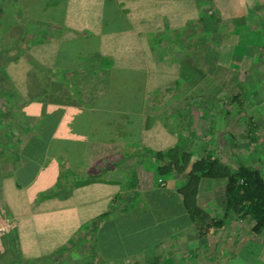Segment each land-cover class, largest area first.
<instances>
[{"label": "crops", "instance_id": "crops-1", "mask_svg": "<svg viewBox=\"0 0 264 264\" xmlns=\"http://www.w3.org/2000/svg\"><path fill=\"white\" fill-rule=\"evenodd\" d=\"M32 8L28 0H0V37H11L8 28L17 26L14 37L25 43L17 49L32 59L15 51L4 69L10 81L0 98V216L9 220L0 233V264H88L95 223L94 264L220 262L250 218L226 208L225 181L200 178L197 201L221 221L207 228L203 235L212 237L201 245L203 235L174 193L184 177H157L154 155L172 145L201 153L199 144L221 138L217 144L229 153L243 152L241 131L231 133L233 120L247 130L253 115L264 130L262 110L232 99L234 84L246 85L241 74L255 69L253 54L264 42L258 14L264 0H61V12L48 16ZM60 41L67 53L53 68ZM46 85L65 90L67 98L42 97ZM253 134L250 162L247 156L242 162L264 175L254 162L264 151V133ZM217 183L222 193L215 195L210 186ZM157 186L169 191L176 210L145 211L132 202L139 193L150 206ZM77 234L79 243L67 250ZM76 246L84 251L81 263Z\"/></svg>", "mask_w": 264, "mask_h": 264}, {"label": "trees", "instance_id": "trees-1", "mask_svg": "<svg viewBox=\"0 0 264 264\" xmlns=\"http://www.w3.org/2000/svg\"><path fill=\"white\" fill-rule=\"evenodd\" d=\"M63 2H67V0H63ZM62 94L64 95H61V98H67L65 90ZM154 158L157 177L163 178L169 174L184 177L183 182L174 188V193L179 197L181 208L194 224L199 235H203L207 228L221 224L220 220H213L210 213L197 201L198 183L202 177L224 178L226 208L236 216L247 215L250 218L249 229L252 233L264 231V175L257 167L246 162H239L236 166H231L214 156L210 150L198 153L188 150L182 145H172L164 150H158L155 152ZM156 189V192L153 191L150 196L153 198L152 201H149L150 206L139 193L134 194L132 202L144 208L145 211L149 209L152 211L176 210L175 200L170 196L169 191L159 186ZM104 214L106 219L109 211H105ZM96 229V223L89 227V230L93 231L88 236L92 247H95ZM79 238L77 234L67 240V250L73 248L74 242H78ZM91 251L88 254V264H94L95 261V255ZM76 253H78L77 256L83 255L78 251Z\"/></svg>", "mask_w": 264, "mask_h": 264}, {"label": "rangeland", "instance_id": "rangeland-1", "mask_svg": "<svg viewBox=\"0 0 264 264\" xmlns=\"http://www.w3.org/2000/svg\"><path fill=\"white\" fill-rule=\"evenodd\" d=\"M18 1V0H17ZM29 2H31L32 4V10L34 13H42L44 12L47 16L51 13L55 14L56 12H58L61 9V0H28ZM37 3H39L40 5L43 6V10L40 11V9H37ZM55 3V5L53 6L52 4ZM57 7V9H56ZM219 9V7H218ZM53 10V11H51ZM220 10V9H219ZM211 11V10H210ZM209 11V12H210ZM218 11V10H217ZM199 12L201 14H203V16H207L210 14H207L205 11H202L201 9L199 10ZM219 12V11H218ZM59 13V12H58ZM57 13V14H58ZM261 13V14H260ZM258 14L260 17L259 22L261 23V25L263 26V34L262 36L264 37V8L263 10H259ZM18 15V14H17ZM23 29L26 28L25 25H23L22 27ZM11 30V37L7 36H3L5 40L0 41V98L3 96L2 91L5 89V87H7V83L10 81L9 80V76L7 75L4 71V69L6 68V63L8 62V60H10L9 55H14L15 51H17L18 53H22L25 51H20L17 49V47L22 48L25 43H21V41H19L20 39H16L14 36H16L17 32H18V27L17 26H11L10 28H8ZM46 29V27H39V30H43ZM26 32V31H25ZM1 33V31H0ZM3 37H0V39H3ZM67 53V42L64 41H60L56 44L54 53H53V68L59 66L61 63V57L63 56V54ZM5 53V55L7 56H3V54ZM23 54V53H22ZM25 55L28 57L26 59L28 60H32L31 57H29L28 54L25 53ZM256 55V56H255ZM254 60L256 58V65H255V72L252 73V71H247L248 74H241V77H246V85L243 83L241 84L242 86H240V81L237 80V82L234 84L233 86V100L236 101L235 103H237L238 100H247L248 103L246 102V105L248 107V110L251 111L253 108H255V112L261 111L264 113V42L263 44H259L257 45V50L256 53L253 54ZM30 62V61H29ZM35 63L37 65H40V63L38 61H32V63ZM258 69V70H257ZM260 71V72H259ZM257 72H259V74H257ZM256 73V74H255ZM32 75H34L35 77H40V75H38V73H31ZM256 75V79L257 82L253 83V77ZM252 80V81H250ZM252 85H257V87L255 88V90H253ZM47 89H44L43 91V95L42 97H60L62 94V91H56V87H50L48 85ZM237 87V88H234ZM12 91V95L11 96H16V92L14 88H11ZM32 93H36V90H31ZM46 92V93H44ZM11 94V93H10ZM65 97V96H63ZM239 102V101H238ZM238 104V103H237ZM251 113V112H250ZM254 117H248V123L246 124L248 126L247 130L242 129V127H240V123H237L236 121L233 120V127L231 129V133H242V138H243V142L246 146H243L244 150L241 154L239 152V146H237L238 149H232L229 153V149H225L224 147H221L222 145L217 144L218 141H220V144H222V138L221 139H217V140H213L207 139V142L205 144H199V147H196L197 149L199 148L204 152L205 150H210L212 152V154L214 156H217L219 159H221L223 162H226L227 164L231 165V166H236L237 163L242 162L243 157L247 156L245 161L249 160V153L246 154V151L250 150V147H248L249 145L251 147H253L255 149V146L257 144L256 140H255V134L253 133H264V130H262L261 125H258L257 122H259L258 119H256V115H253ZM261 121V120H260ZM204 122H202L203 124ZM207 125V121L205 122ZM264 123V122H263ZM7 124V123H6ZM242 129V130H241ZM207 130V126H205V128L202 129V133H206ZM252 133V134H250ZM5 135L4 133H0V139L1 137ZM262 139H264L263 136H259ZM235 140V139H234ZM233 140V142H234ZM264 141V140H263ZM205 142V139H204ZM203 142V143H204ZM219 143V142H218ZM248 145V146H247ZM234 148V146H233ZM256 159V158H255ZM252 162V161H251ZM254 162H256L257 164H259V166L263 167L264 169V151L262 152L261 156H258L257 160H255ZM252 165V164H251ZM254 166V165H253ZM202 179H211V178H202ZM224 181V178H221ZM212 180H217L216 178H213ZM160 182V181H159ZM207 181L203 180L202 184H201V201L205 202L208 201V195L209 192H207ZM164 185V184H161ZM165 186V185H164ZM211 188L214 187L212 190L215 191V195H218V192L222 193V189L219 187V184L217 183V185L212 184L210 186ZM200 201V203H201ZM218 202H216L217 204ZM245 221V222H244ZM244 224H245V231L243 233V237H241V239L238 241L237 244L233 245L232 248H226L224 253H221V260L220 262H215L216 264H264V231L260 232V233H252L249 229V219L246 217V219L244 220ZM126 231L127 229H123L120 230V237H122L123 241H121V243L123 245H127L130 241H128L127 236H126ZM210 234V233H209ZM212 237V234L210 235H203L201 236V241L202 244L204 245L205 242H210V238ZM119 240L117 242V244H119ZM120 243V244H121ZM90 244V243H89ZM132 243H130L129 245H127L126 248L130 247ZM88 246V245H87ZM84 247V246H82ZM207 247L204 248V246H200L197 249V254H199V252H206L207 251ZM96 247H92L91 245L87 248L88 250H92L91 252L93 254H95L97 251L95 250ZM77 250H80L82 253L84 252L83 250H81L80 246H76ZM211 249V248H210ZM192 250H194L192 247L189 248V250H185L186 253L185 254H192ZM78 251V252H80ZM77 252V251H76ZM70 253V252H69ZM72 255L75 256L74 252L71 251ZM74 253V254H73ZM159 253V249H157L154 252L155 254ZM211 253H214V256H217V254L220 256V252H213V249L211 250ZM187 256V255H185ZM192 260L194 261V258H192ZM76 261L78 262H83L84 261V255L81 256H77L76 257ZM154 261V260H153ZM71 262L73 263L74 260L71 259ZM69 263V260L67 259V264ZM214 263V264H215ZM126 264H129L128 262Z\"/></svg>", "mask_w": 264, "mask_h": 264}, {"label": "built area", "instance_id": "built-area-1", "mask_svg": "<svg viewBox=\"0 0 264 264\" xmlns=\"http://www.w3.org/2000/svg\"><path fill=\"white\" fill-rule=\"evenodd\" d=\"M158 180H160V179H158ZM8 220L9 219L7 217H4V216L1 217L0 216V233L6 229Z\"/></svg>", "mask_w": 264, "mask_h": 264}]
</instances>
